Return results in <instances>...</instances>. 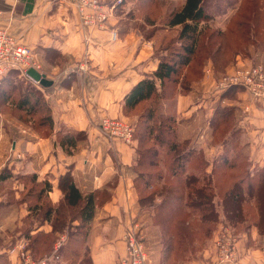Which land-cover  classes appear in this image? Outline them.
Instances as JSON below:
<instances>
[{
  "label": "crops",
  "instance_id": "obj_1",
  "mask_svg": "<svg viewBox=\"0 0 264 264\" xmlns=\"http://www.w3.org/2000/svg\"><path fill=\"white\" fill-rule=\"evenodd\" d=\"M126 5L115 8L104 27H87L81 24L76 10L62 0H0V25L32 48L41 63L39 71L52 80L49 86L39 85L53 122L52 133L40 136L27 124L0 112V254L7 264H16L7 250L20 237L28 241L29 235L55 233L57 238L49 253L56 252L60 245L63 249L54 255L52 264H117L125 253L126 229L138 221L144 232L146 264H264V236L253 224L236 234L234 262L216 261L214 231L196 256L178 259L164 248L161 229L152 224L150 211L138 207L133 182L137 140L126 143L105 134L99 120L110 116L137 121V114L124 111V96L156 69V45L161 31L168 28L157 27L147 36L142 28L155 24L127 17ZM111 30L117 31L116 39L111 38ZM46 50L58 52L62 61L49 60ZM209 65L198 80L187 84L186 92L161 98L159 111L175 119L179 139H186L190 147L202 153L206 172L211 171L218 156L223 152L232 155L234 148L247 159V168L253 172L264 166V99H256L237 86L217 93L216 77L208 72ZM225 127V141L216 138ZM77 131H83L84 138L70 153L65 152L59 137ZM66 171L84 197L77 208L92 191L94 208L92 217L84 219L82 225L76 217L59 230L51 220L63 198L58 182ZM27 176L50 184L46 200L52 211L47 217L34 218L23 231L24 218L30 214V200L20 196L22 177ZM69 225L71 231L80 225V232L72 234L71 239ZM76 235L79 242L75 244ZM57 243L60 245L56 248ZM43 244L39 239L38 246Z\"/></svg>",
  "mask_w": 264,
  "mask_h": 264
},
{
  "label": "trees",
  "instance_id": "obj_2",
  "mask_svg": "<svg viewBox=\"0 0 264 264\" xmlns=\"http://www.w3.org/2000/svg\"><path fill=\"white\" fill-rule=\"evenodd\" d=\"M114 1L107 0L106 4ZM128 1L121 0L114 10H119ZM147 2L148 9L142 7ZM208 2L210 0H183L178 8L161 15L153 8L154 0H138L136 6L142 8L139 10L142 16H138L133 7L126 12L127 17H140L146 24H155L156 27H150L148 31L142 28L147 36L157 27L168 28L156 45L159 56L156 69L145 74L126 93L123 108L128 115L137 114V122L133 125L137 140L133 182L138 207L150 211L152 224L161 229L164 248L173 251L178 259L196 256L220 222L228 224L234 234L253 224L264 236V166L250 172L247 159L234 148L232 155L223 152L218 156L211 171L206 172L202 153L190 147L186 139H179L175 119L159 111L160 99L186 92L187 84L201 77L200 67L208 59L222 76L237 59L250 57L248 46L257 40L258 32L260 37L264 36V0H238L235 20L230 16L226 27L217 30L211 26L214 20L206 11ZM225 4L233 8L232 1ZM165 15L167 23L158 25L155 17L162 20ZM173 28L177 29V34L173 38L174 48L169 53L173 46L171 38L165 45L162 42ZM46 54L49 60L62 61L58 52L46 50ZM182 81L187 84L182 86ZM36 83L18 70L7 72L0 79V110L5 108L8 114L30 126L38 135L48 136L53 130L51 110L41 85ZM177 86H181L178 91ZM212 125L215 131V123ZM226 131L225 127L215 137L225 141ZM84 136L83 131L66 132L59 137L58 143L70 153ZM22 182L24 188L20 196L30 200V214L24 218L22 227L25 231L34 218L47 217L52 206L46 200L49 183L35 182L32 176L22 177ZM58 186L63 198L51 220L55 229L61 230L72 218L79 217L82 225L84 219L92 217L94 191L86 194L82 206L77 208L84 197L69 171L60 176ZM32 213H35L33 218L30 217ZM80 225L75 231L68 226L69 239L80 232ZM29 238L27 247L34 258H39L51 252L57 236L50 233L29 235ZM75 238L76 244L79 240L77 235ZM39 239L44 241L42 246H38ZM62 249L60 245L54 255L61 254ZM5 260L1 253L0 264H7Z\"/></svg>",
  "mask_w": 264,
  "mask_h": 264
},
{
  "label": "built area",
  "instance_id": "obj_3",
  "mask_svg": "<svg viewBox=\"0 0 264 264\" xmlns=\"http://www.w3.org/2000/svg\"><path fill=\"white\" fill-rule=\"evenodd\" d=\"M73 7L83 26L104 27L114 7L121 0L108 5L103 0H62ZM117 31L111 30V38L116 39ZM41 69V63L32 48L20 43L6 27L0 25V79L10 70H18L26 75L28 68ZM29 77V76H28ZM30 78V77H29ZM35 81V80H34ZM237 86L248 91L256 99H264V67L258 62L236 61L232 68L218 80L215 91L223 92ZM247 106H245V109ZM101 130L111 136L131 143L133 125L123 118L103 116L99 120ZM125 253L119 257L117 264H146L147 250L144 243V232L138 221H133L124 234ZM60 243L56 244V248ZM237 238L230 226L220 222L214 237L215 259L218 263L234 262L237 253ZM8 254L16 258V264H52L53 253L34 258L27 247L25 237H20L13 246L8 248Z\"/></svg>",
  "mask_w": 264,
  "mask_h": 264
},
{
  "label": "rangeland",
  "instance_id": "obj_4",
  "mask_svg": "<svg viewBox=\"0 0 264 264\" xmlns=\"http://www.w3.org/2000/svg\"><path fill=\"white\" fill-rule=\"evenodd\" d=\"M154 1H155V3H154L153 8L156 9L158 11V13H160V14L161 13H166L167 14L171 10H174L175 8H178L179 5L182 3V0H154ZM223 1L224 2H222L221 0H210V2H208L207 3V6H206V11L210 14V16L214 20V22H213V24L211 26L215 30H217L216 28H222V27L225 28L226 27V21L228 20V18L230 16H232L233 17L232 19H234V20H235V17H236V14H234V13H236V8H237V2H238V0H223ZM226 1H232L233 8L228 7V5L225 4ZM146 4H148V2L145 3V5H143L142 7L145 6V8L148 9L147 8L148 6ZM136 5H138V0H129L127 2V5L125 6L124 9L127 11L130 7H133L135 9V11L137 12V15L138 16H142L141 15V12L139 11V10H142V8L139 7V6H136ZM161 15H163V14H161ZM143 16H144V14H143ZM159 18H160L159 16L155 17V20H156L157 23H160V22L162 24L167 23V21H166L167 20L166 15H165V19L160 20ZM149 29H150V27L145 28L146 31H148ZM165 32L166 31H161L160 40H161V37L163 36V33H165ZM176 34H177V29L174 30V28H173V30H171V31L169 30V33H167V38L165 39L164 42H162V44L165 45L167 43L168 39L171 38V40L173 42V46L169 49V53L172 52V49L174 48L175 41H174L173 38H174V36L176 37ZM170 35H171V37H170ZM256 37H257V40L256 41H253L252 44H249V46H248V50L247 51L248 52H251L250 57H248V58H254L255 60H257V61H254V62L261 63L263 65V67H264V36H263V38L260 37L259 32H258L257 35H256ZM252 62L253 61H250V63H252ZM207 63H210V65L208 66L209 68H207L209 70L208 72H212L214 74V76L216 77V82H215V86H216L218 80L222 76L220 74V71H217L216 72L214 70V68H213V66L211 64V61L209 59L203 65V67L202 66L200 67L201 70H202V74L204 73V68H206L205 66L207 65ZM197 67H198V72H197L196 75H198L199 74V71H200L199 70V66H197ZM207 69H205V70H207ZM34 83L37 84L36 82H34ZM185 84H187V82H184V81L181 82V85L182 86L185 85ZM177 87H178L177 88V91H178L181 88V86H177ZM4 110L6 111L5 108L2 109V110H0V111L2 112ZM6 113H9L8 110L6 111ZM131 123H132V125L135 124L133 121H131ZM226 133H227V131H226ZM133 139H134V134H133ZM217 226L218 225H216L215 229L213 230L214 231V237H215L216 232H217ZM234 235H236V234H234ZM207 240H208V238L205 239V243L207 242ZM213 245H214V239H213Z\"/></svg>",
  "mask_w": 264,
  "mask_h": 264
},
{
  "label": "water",
  "instance_id": "obj_5",
  "mask_svg": "<svg viewBox=\"0 0 264 264\" xmlns=\"http://www.w3.org/2000/svg\"><path fill=\"white\" fill-rule=\"evenodd\" d=\"M26 74L42 86H49L52 83V80L48 79L45 73L40 72L32 67L27 69Z\"/></svg>",
  "mask_w": 264,
  "mask_h": 264
}]
</instances>
